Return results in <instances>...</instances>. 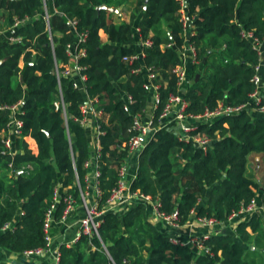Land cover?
<instances>
[{"label":"trees","instance_id":"obj_1","mask_svg":"<svg viewBox=\"0 0 264 264\" xmlns=\"http://www.w3.org/2000/svg\"><path fill=\"white\" fill-rule=\"evenodd\" d=\"M130 1L135 2L130 18L120 23L113 20L115 12L99 8H119ZM187 5V13L195 17L190 41L198 48V62L189 64L190 82L183 91L172 72L183 62L181 48L187 39L180 0H0V23L10 27L16 18L29 19L12 33L20 40L0 37V105L22 102L24 134L37 143L35 152L19 138L18 151L3 153L10 118L0 113V226L14 225L0 232V247L17 253L46 247L47 213L56 204L53 214L59 220L65 208L63 200H56V189H62L61 197H79L77 180L83 188L86 185L85 162L94 150L88 128L78 119L87 96L75 87L74 78L62 75L59 82L56 73L57 66L63 71L71 65L67 45L78 39L72 20L78 21V32L88 34L81 44L87 55L80 58L88 77L87 93L100 99L99 108L106 113L100 120V209L128 158L127 128L152 99L144 87L146 67L154 68L161 83L156 120L171 93L181 92L189 103L187 113L193 115L220 102H251L261 61L254 39L264 41V0H187ZM136 27L141 28L140 37L154 44L143 59L129 63L124 57L139 50ZM102 29L108 34L106 42ZM250 32L254 39L247 35ZM169 42L171 47L166 46ZM127 93L135 98L130 111L124 108ZM61 98L66 112L55 105ZM198 130L211 138L208 148L168 128L158 129L141 151L131 182L133 191L149 199L106 212L101 237L83 235L77 243L62 244L59 264H264L261 212H254L234 232L219 228L257 197L260 186L247 174V164L251 155H259L264 163V114L247 109L216 117ZM155 201L161 213L178 211L182 225L196 212L216 218L219 229L204 249L175 243L153 220Z\"/></svg>","mask_w":264,"mask_h":264},{"label":"built area","instance_id":"obj_2","mask_svg":"<svg viewBox=\"0 0 264 264\" xmlns=\"http://www.w3.org/2000/svg\"><path fill=\"white\" fill-rule=\"evenodd\" d=\"M181 3V20L183 22L185 35L187 36L185 44L181 48V56L183 59V62L177 66H175L172 70L174 74L178 76L179 79V85L180 89L185 91L187 89V84L190 82L189 75H188V68L190 63L198 62V48L195 45L193 41H190V37L195 34L194 28L192 26L193 19L189 14L187 13V0H180ZM47 10V9H46ZM45 19L48 23L47 29L50 33H52V28L50 26V13L48 10L45 13ZM29 19L28 18H16L14 23L8 27L7 29L10 31L9 40L10 41H18L21 39V37H16L12 33L14 30H16L18 27L25 24ZM71 25L73 26V29L77 31L78 39L75 43H69L67 45V52L70 55L71 59L75 61V67H67L63 71L59 69V67H56V73L57 77L59 79V82L61 80V76L65 75L67 77H72L75 79L74 85L77 88L83 89L86 93V101L81 105L82 114L83 116L78 119L80 123H82L84 126L87 127L88 118L92 117L95 120L96 125V138L95 141H92L93 145V154L89 160L85 162L86 168L89 169V172L86 176V185H81L79 179L77 180V185L79 186L80 195L77 197L74 193L67 194L63 197L62 195V189L58 187L56 189V200L61 201L63 200L65 202V208L62 212V215L59 220L55 219V216L53 214L54 209L56 208V204L52 206V208L47 213L45 224H44V230L46 233V238L48 240V244L46 247L38 248L35 250H29L27 253H35V254H42L45 251L48 250L50 240H51V234H52V228L56 221L65 223L72 212L76 210V207L81 201V203L86 208V215L84 218H82L81 221V230L78 233V235L75 237V239L72 241V244L77 243L83 235H89V236H97L101 237L100 235V227L103 222V218H99V216H103L106 212L109 211H120L125 207H129V204H132V201L140 198V199H146L149 198L139 194L136 191H133L131 189V182L127 180V173H128V163L127 161L121 166L119 170L120 178L118 180L117 186L111 191V194L109 198L107 199L106 205L104 208L100 209V201L99 198L102 195V190L99 186V176L101 175V167H100V157H101V151H100V141L99 136L103 133L101 130L100 120L103 119L106 116L105 111L102 108H99L100 99L98 97L92 98L88 95L86 90V82H87V75L83 73L84 66L80 63V58L82 56L87 55V51L84 47H81V44L85 43L87 40V32H78L77 26L78 21L72 20ZM0 31H2V28L0 26ZM141 28L136 27L135 29V36H137V46L138 51L136 53H133L131 55H127L124 57V60H126L129 63H133L134 61L138 59H143L146 56V49L148 47L153 46L154 41L151 38H142L140 37ZM250 38L254 39L253 33L247 34ZM255 40V47L258 49L260 55H261V61L256 66V73L253 77V81L255 82L257 89L255 92L252 93V100L250 103L246 104H234V105H225L223 102H220L217 107L214 109H207L205 112L193 115L188 114V101L186 98L181 94V92L178 93H171L168 97V100L163 106L162 111L160 112L159 118L156 120V110L159 108V106L162 103L160 89H161V83L157 81V72L154 71L153 67H146L147 71V80L144 83L145 89L151 91L152 93V99L150 100L149 104L152 105L148 107L142 112L137 113L130 124V126L127 128L128 133V139L125 141V145L129 150V155L131 153H137L140 156L141 151L146 147V145L149 143V141L154 137V134L156 131L160 128H166V122L165 120L167 117H169L171 114H175L176 118L181 120V128H180V138L184 140H193L196 143H198L203 148H208V146L211 144L212 140L209 136L204 135L201 133V131L198 130L199 126L203 123H211V121L216 117H223L226 115H231L235 113H241L247 109H249V106H252L255 110L261 112L264 114V92H263V81H264V41L254 39ZM173 45L172 42H169L166 44V46L171 47ZM189 60V61H188ZM140 70V69H139ZM138 71V70H135ZM181 90V91H182ZM126 103H125V110L130 111L132 105L135 102V98L132 94L127 93L125 95ZM55 105L58 109L62 108L64 112H66V104L61 98L60 100H57L55 102ZM255 105V106H253ZM150 109V115H148V111ZM8 111V116L10 118L9 121V134L5 137L3 144H4V150L3 153H11L15 150V143L16 140L19 138H27L29 135L24 134V121L20 117L24 111L22 110V102H19L17 104H14L12 106H2L0 105V113ZM191 119L195 120L198 123H187L186 120ZM128 155V156H129ZM93 192L94 193V203L92 205L88 204V196L89 194ZM153 205L154 213L157 215L159 219L164 220L166 224H168L170 227L178 229L182 227V224L179 222V213L178 211H174L171 214H164L161 213L159 210L160 203L158 201L151 202ZM259 211V205L258 202L255 199L251 201L248 205H244L239 209L238 211L233 212L229 220L234 219L239 214H253L254 212ZM196 221L200 223L201 225L208 226L210 228L218 229L219 221L214 217H205V216H197ZM14 225L12 223H7L3 226H0V232H4L10 229H13ZM210 233H205L202 235H193L190 237L187 241H183L180 238L172 237L171 240L175 243L179 244H190L197 249H204L206 248L205 243L211 236ZM60 260V251L57 252V258L56 263L59 264Z\"/></svg>","mask_w":264,"mask_h":264},{"label":"crops","instance_id":"obj_3","mask_svg":"<svg viewBox=\"0 0 264 264\" xmlns=\"http://www.w3.org/2000/svg\"><path fill=\"white\" fill-rule=\"evenodd\" d=\"M134 4H135L134 1H130L129 3L125 4L123 7H120V12H115L113 14V20L117 23L129 20ZM0 24L2 28V31H0V34L2 35H0V37L9 40L10 31L7 29L8 26L6 24H3V22ZM100 35L103 41L105 42L108 41V34L103 29L100 31ZM188 64H190V61L188 62ZM20 65L23 66V61H21ZM70 67L72 68L75 67V61L73 59H71ZM151 105L149 104V107ZM249 110L253 111L254 113L259 112V111L257 112L252 106H249ZM3 113L8 114V111H4ZM148 115H150V109L148 111ZM165 122L167 124L166 128L173 130L177 133H180L182 121L177 119L174 113L171 114L169 117H167ZM186 122L191 124L198 123L197 121L191 119L186 120ZM87 128L89 130L91 141L93 140L95 141L97 130L95 125V120L92 117L88 118ZM17 140L15 143V150L18 151L19 148L17 146ZM25 140L29 143L30 148H32L36 152L37 143L35 139L29 136L25 138ZM259 159H261L259 155H251L249 157V161L247 164V174L259 183L260 187L257 189L256 200L259 205V212H261L264 215V202L262 199L264 193V177H260V178L255 177V175L251 173L252 172L251 168H253V166L250 165L251 163L256 164V162H259ZM126 161L128 163V173L126 178L129 182H132V180L137 175L136 168L138 167L139 164V155L137 153H131ZM87 199H88L87 200L88 204L92 205L94 203V193L91 192ZM139 200L141 199L137 198L133 200L132 204H129V207L133 204H136ZM151 208L153 210V220L156 221V223L162 225L164 230L167 231V233L171 237H177L182 239L183 241H187L193 235H202L205 233H210V232L213 233L217 231V229L215 228H210L208 226H204L198 223L196 221V217H197L196 212L193 213V216L188 223L182 225V227L178 229L172 228L157 217V215L154 213L152 203H151ZM85 215H86V208L81 203V201H79L76 210L71 213V215L69 216L68 220L65 223L62 222L60 223L58 221L54 223L52 228L51 240L47 251H45L42 254L27 253V252L17 253L7 248L0 247V264H55L57 258V252L60 250V246L62 244H67V245L72 244V241L75 239V237L78 235V233L81 230V221L82 218L85 217ZM101 217L102 216H99V218ZM250 217L251 214H239L238 216L228 221L227 223H223L219 228L227 232H234L240 223L248 221ZM248 229L251 230L250 227H248Z\"/></svg>","mask_w":264,"mask_h":264},{"label":"rangeland","instance_id":"obj_4","mask_svg":"<svg viewBox=\"0 0 264 264\" xmlns=\"http://www.w3.org/2000/svg\"><path fill=\"white\" fill-rule=\"evenodd\" d=\"M0 35H2V34H0ZM256 164H253V163L250 164L251 166H253V168H251V170H252L251 173L254 174L255 177H257V178L264 177V163H263V161L261 159H259V162H256ZM137 170H138V167L136 168V171ZM102 217H104V216H102Z\"/></svg>","mask_w":264,"mask_h":264},{"label":"water","instance_id":"obj_5","mask_svg":"<svg viewBox=\"0 0 264 264\" xmlns=\"http://www.w3.org/2000/svg\"><path fill=\"white\" fill-rule=\"evenodd\" d=\"M99 8H105V9H108L110 11H113V12H120V7L119 8H112V7H109V6H106V5H103ZM2 61H0V65H1Z\"/></svg>","mask_w":264,"mask_h":264}]
</instances>
